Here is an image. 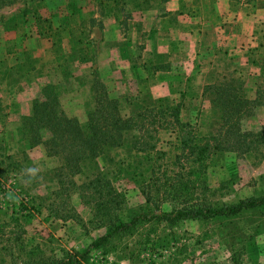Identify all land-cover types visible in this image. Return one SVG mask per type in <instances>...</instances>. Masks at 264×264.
<instances>
[{
    "label": "rangeland",
    "instance_id": "1",
    "mask_svg": "<svg viewBox=\"0 0 264 264\" xmlns=\"http://www.w3.org/2000/svg\"><path fill=\"white\" fill-rule=\"evenodd\" d=\"M218 2L222 11H228L230 22L243 8L229 0ZM28 5L26 8V2L18 0L0 9V171L6 172L0 175V264L58 259L84 251L87 253L81 264H264L263 211L245 213L231 222L151 220L117 234L100 248H89L107 232L95 224L93 201L87 204L90 192L82 188L95 174L110 180L124 197L125 205L113 213L124 221L156 207L170 212L177 206L169 196L167 201L162 200L164 187L153 185L148 188L153 200L147 203L140 185L155 173L173 177L186 169L184 159L177 160L181 151L171 127L157 133V151L163 156L134 151L130 143L135 133L128 132L123 146L85 163L81 173L75 175L63 169L58 157L48 156L43 146L29 148L21 135L23 119L30 115L34 99L47 85L53 86L65 114L84 124L95 107L94 82L98 81L111 99L119 101L122 115L147 106L181 103V121L200 137L216 138L219 113L210 103L211 92L203 97L200 93L209 83L235 79L243 85L246 96L253 98L257 86L264 84V66L257 67L264 35L254 36L253 48L246 53H238L245 51V44L228 50L218 44L217 60L228 54L231 60L241 58L245 64L238 71L223 66L203 68L200 73L204 78L193 80L195 70L181 65L179 59L196 64L201 53L195 43L199 44L201 37L197 34L201 31L192 23L175 22L173 32L184 35L194 27L191 34L196 36L171 42L177 49L193 48L194 52L189 56L178 54L179 62L168 63L164 47L169 39L164 32L169 29L160 19L171 8L169 0L153 3L146 10L128 2L101 9L95 0H43ZM25 8L28 14L23 17ZM187 9L181 5L176 12L186 14L181 23L194 18ZM35 10L45 19L38 27L31 16ZM16 16L18 23L6 24ZM49 22L53 30L48 29ZM219 27L224 30V25ZM162 64L168 66L169 74L154 71ZM158 99L163 102L154 104ZM241 126L247 131H261L264 107L243 117ZM26 166L40 169L39 178L32 183L22 176ZM204 179L210 188L207 200L211 204H234L264 196V145L259 152L242 157L228 152L216 154ZM26 202L31 217L16 226L11 212Z\"/></svg>",
    "mask_w": 264,
    "mask_h": 264
},
{
    "label": "trees",
    "instance_id": "2",
    "mask_svg": "<svg viewBox=\"0 0 264 264\" xmlns=\"http://www.w3.org/2000/svg\"><path fill=\"white\" fill-rule=\"evenodd\" d=\"M16 1L18 0H0V9L11 6ZM23 1L28 8V4L43 0ZM95 1L101 9L109 6V9L111 6L114 9V6H118L121 2H128L134 4L136 9L146 10L153 3L163 4L168 0ZM229 2H234V5H250L255 0H229ZM26 8L22 12L23 17L28 14ZM31 16L34 19L33 24L37 27L45 20L37 10L33 11ZM16 21L17 16L5 23H18ZM48 29L53 30L51 22L48 23ZM57 29H60V25ZM39 34L42 35V32L39 31ZM154 71H168V66L156 65ZM242 87L243 85L235 79H223L203 87L202 97L211 92L210 103L219 113L218 135L212 139L200 137L192 126L181 121V103L167 107L147 106L132 111L129 115H122L119 101L111 99L105 87L98 81L94 82L95 107L87 114L84 124L65 114L53 86L47 85L34 99L30 115L23 119L21 135L29 148L43 146L48 156L58 157L63 163V169L75 175L81 173L85 163L97 159L111 149L123 146L125 134L128 132L135 133L130 143L134 151L158 154V131L168 127L176 131L181 151L177 160L184 159L188 164L186 169L176 172L173 177H168L164 173H155L154 176L141 181L140 185L147 203L153 200L148 189L153 185L154 188L164 187L162 200L167 201L166 196H169V201L176 203L177 206L170 212L159 211L156 207V210L138 213L124 221L113 215L116 209L125 205L124 197L117 193L110 180L101 174H95L91 180L82 185V188L85 192H90L87 193V204L93 201L97 214L95 224L105 227L107 232L89 248H100L117 234L129 232L138 224L151 220L168 223L210 219L231 222L248 212H264V196H252L234 204L221 205L211 204L207 200L210 188L204 177L216 154L228 152L242 157L250 152L254 154L259 152V148L264 145V127L259 132H252L244 130L241 126L243 117L251 115L257 108L264 107V84L257 86L253 98L247 97ZM161 101L158 99L153 103ZM163 155L164 153H159L157 156ZM6 159L11 160L8 156ZM4 173L6 172L0 171L1 176ZM190 178L194 179L191 181ZM28 208L26 202L20 203L12 210L10 216L16 226L20 220L26 221L31 217ZM86 253L87 251H84L51 260L33 259L24 264H81Z\"/></svg>",
    "mask_w": 264,
    "mask_h": 264
},
{
    "label": "crops",
    "instance_id": "3",
    "mask_svg": "<svg viewBox=\"0 0 264 264\" xmlns=\"http://www.w3.org/2000/svg\"><path fill=\"white\" fill-rule=\"evenodd\" d=\"M171 2V8L168 9V13L163 16L160 20H162L163 24H167L165 36L169 39L167 46L164 47V54L168 56L167 62L168 63H177L179 60L181 61L180 64L184 67H190L195 70V74L193 75V80L198 78H204L203 73H200V69L203 68H217L223 66L229 68L231 70L238 71L242 64H245L244 61L240 58L230 59L228 54L223 57L221 60H217L215 53H219V49L217 48L218 44H223L225 49H229L230 46H241L245 44L247 46V50L244 47L245 51H238V53H246L248 50L253 48L254 40L257 35L263 34L264 35V0H255L253 4L250 5H243L242 9H239L233 19V22L229 21L230 16H228V11H223L219 8L218 0L210 1V0H169ZM222 2V1H221ZM226 2V1H225ZM185 5L187 6V12L191 18L186 20L184 23H181L183 18L186 16L184 13H176L179 11V6ZM195 5V6H194ZM249 7L250 9H246ZM248 12V13H247ZM177 16L175 17L174 15ZM196 16V17H195ZM228 16V18H227ZM176 20H175V19ZM175 20V21H173ZM179 22L180 24H185L186 22L192 23L193 26L198 27V30L201 33L197 34V38L199 39V44L195 43V47H199L198 52L201 53L200 57L196 60V64H192L190 59H185L181 57V59H176L177 55H191L192 50L194 49L188 48L185 49H177L175 47V42H171L174 40H183L185 41L186 36L195 38L196 34L193 32L194 27L190 28V33L177 34L173 32V25ZM172 23V24H171ZM175 23V24H174ZM225 24L227 26H225ZM220 25H224V30L220 29ZM259 29V30H258ZM249 30V33L247 32ZM255 30V31H254ZM262 30V31H261ZM258 31V32H257ZM171 37L173 39H171ZM190 42L192 40L187 39ZM186 40V41H187ZM209 43V44H208ZM170 45V46H169ZM210 46V48L208 47ZM157 47V46H156ZM196 49V48H195ZM151 52H153L151 50ZM224 53V52H223ZM259 53L261 56V63L257 65L259 69H263L264 66V46H259ZM205 56V57H204ZM207 57V60L205 58ZM227 57V59H226ZM247 60V58H246ZM245 60V61H246ZM194 66V67H193ZM200 66V67H199ZM206 66V67H205ZM204 72V70L202 71ZM165 73L169 74L170 70L166 71ZM212 84V83H209ZM201 95V93H200Z\"/></svg>",
    "mask_w": 264,
    "mask_h": 264
},
{
    "label": "clouds",
    "instance_id": "4",
    "mask_svg": "<svg viewBox=\"0 0 264 264\" xmlns=\"http://www.w3.org/2000/svg\"><path fill=\"white\" fill-rule=\"evenodd\" d=\"M39 167L36 166H26L21 170L22 176H26L28 179L26 180L27 183H32L33 181L37 180L39 178ZM10 198L11 194H10ZM15 201L18 203L19 198L15 197Z\"/></svg>",
    "mask_w": 264,
    "mask_h": 264
}]
</instances>
